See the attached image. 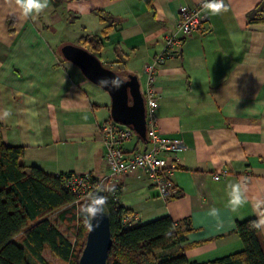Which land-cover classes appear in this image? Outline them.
<instances>
[{"label": "crops", "instance_id": "obj_1", "mask_svg": "<svg viewBox=\"0 0 264 264\" xmlns=\"http://www.w3.org/2000/svg\"><path fill=\"white\" fill-rule=\"evenodd\" d=\"M198 2L152 0L149 9L143 0H49L44 12L24 19L10 0H0V123L4 144L23 148L26 168L106 176L99 128L110 118V101L60 48L99 37L94 54L103 60L106 50V67L136 75L142 92L145 64L161 52L166 35L176 34L177 54L154 83L157 126L185 145L168 177L171 190L159 195L142 170L118 175L109 186L119 187L120 204L135 215L132 226L168 216L187 229L168 254L204 262L242 249L235 224L257 219L252 201L264 198V12L251 22L247 14L261 0H224L226 12L206 11L201 31L182 39L178 8ZM144 147L135 136L122 144L127 153ZM222 170L227 175L214 180ZM237 181L247 185L249 203L233 210L228 185Z\"/></svg>", "mask_w": 264, "mask_h": 264}, {"label": "trees", "instance_id": "obj_2", "mask_svg": "<svg viewBox=\"0 0 264 264\" xmlns=\"http://www.w3.org/2000/svg\"><path fill=\"white\" fill-rule=\"evenodd\" d=\"M143 1L152 9V0ZM263 12L264 0H261L247 17L251 22L259 21ZM95 14L101 21L108 19L101 11ZM78 45L94 54L100 51L102 41L87 35L78 40ZM135 138L146 146V142L136 135ZM22 156V147L7 146L2 141L0 123V264H31L28 254L36 264H78L88 231L83 218L78 213L80 226L72 232V240L62 227L68 211L50 216L76 198L62 185L64 177L71 173L53 176L36 166L26 168L20 163ZM104 196L112 238L108 264H264L263 236L260 230L250 226L256 218L236 222L235 232L242 243L239 252L194 262L183 253L167 252L185 241L187 229L182 230L168 216L124 228L121 220L131 212L120 204L119 187L104 191ZM86 202L87 198L80 204ZM73 220L75 217H70Z\"/></svg>", "mask_w": 264, "mask_h": 264}, {"label": "built area", "instance_id": "obj_3", "mask_svg": "<svg viewBox=\"0 0 264 264\" xmlns=\"http://www.w3.org/2000/svg\"><path fill=\"white\" fill-rule=\"evenodd\" d=\"M203 0H199L193 7L180 6L178 8V21L176 33L181 38H189L197 34L209 20L206 10L202 7ZM178 43L176 34L165 36L163 48L151 62L145 64V83L142 95L145 102L146 120V149L127 153L122 144L135 136L133 130L121 125L111 118L103 122L99 128L104 147V159L107 175L99 178L89 174H70L64 177L62 185L70 190L76 197L73 205L86 199L90 193L97 191V186H102L104 191L110 188L109 183L118 175L142 170L151 181L152 188L159 195L166 196L171 190L169 175L177 168L179 163L178 152L185 148L181 139L163 134L158 126L154 114L158 105L159 93L154 85L159 68L164 62L174 57L177 52L174 46ZM227 175L226 170L213 175L214 180H219ZM116 199V198H114ZM135 215L128 213L123 216L121 224L124 228L131 227Z\"/></svg>", "mask_w": 264, "mask_h": 264}, {"label": "water", "instance_id": "obj_4", "mask_svg": "<svg viewBox=\"0 0 264 264\" xmlns=\"http://www.w3.org/2000/svg\"><path fill=\"white\" fill-rule=\"evenodd\" d=\"M63 59L76 66L82 75L97 87V82L103 78L111 80L119 77L122 85L119 88H102L110 98V118L124 126L130 127L134 134L146 142L145 102L141 92L139 78L134 74L122 77L112 69L104 66L99 57L82 46L65 43L60 48ZM146 149V146L143 150ZM104 196V190L99 192ZM99 222L94 231H87L85 243L78 259V264H108V252L112 244L110 221L104 208L102 217L93 220Z\"/></svg>", "mask_w": 264, "mask_h": 264}, {"label": "clouds", "instance_id": "obj_5", "mask_svg": "<svg viewBox=\"0 0 264 264\" xmlns=\"http://www.w3.org/2000/svg\"><path fill=\"white\" fill-rule=\"evenodd\" d=\"M75 2V0H74ZM24 19L40 15L48 8L49 0H10ZM202 7L212 15H218L221 12H226L228 9L224 0H203ZM77 9L81 12L85 10L83 4H77ZM122 81L119 77H113L111 80L103 78L97 82V87L119 88ZM11 113L7 110L3 112V117H9ZM103 191L102 186H97V191L90 193L87 196V202L79 208V215L83 218V225L88 231H94L99 227V222L93 224V220L102 217L104 208L107 204V197L99 195ZM247 185L237 181L228 185V203L233 210L249 203L247 196ZM253 210L256 213L257 219L250 222V226L257 230L264 231V198H254L252 201Z\"/></svg>", "mask_w": 264, "mask_h": 264}, {"label": "rangeland", "instance_id": "obj_6", "mask_svg": "<svg viewBox=\"0 0 264 264\" xmlns=\"http://www.w3.org/2000/svg\"><path fill=\"white\" fill-rule=\"evenodd\" d=\"M72 44H75V42L72 43ZM108 54L109 53L106 50H103L102 51V59L103 60L100 59V61H101V63L104 66H106L104 64V62H105L106 57L108 56ZM97 89L99 91H102L100 88H97ZM105 95H106L108 101H110L109 96L107 94H105ZM83 200H85V199H82L81 201H83ZM81 201H79L76 205L69 204V205H66L64 207H61V208L55 210L51 214L52 216L53 215H57L58 216V214L62 213V211H64V210H67L68 211L67 214H66V216H65V221L62 223V225H63L62 227H63V230L66 232V234L69 235L70 237H72V240H73V237H74V234H72V232L74 233V231L80 226V221L78 220V213H79L78 210L81 207V205L84 203L83 202L82 204H80ZM72 216L75 217V220L70 221V217H72ZM68 218H69V220H68ZM27 258H28V261L31 264H36V262H34L33 258L29 254H28Z\"/></svg>", "mask_w": 264, "mask_h": 264}]
</instances>
